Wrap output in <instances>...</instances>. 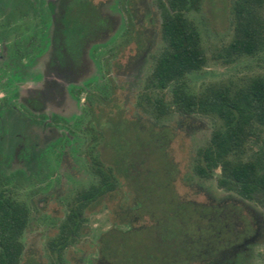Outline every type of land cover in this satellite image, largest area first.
I'll return each instance as SVG.
<instances>
[{
	"label": "trees",
	"instance_id": "16d2710c",
	"mask_svg": "<svg viewBox=\"0 0 264 264\" xmlns=\"http://www.w3.org/2000/svg\"><path fill=\"white\" fill-rule=\"evenodd\" d=\"M201 5L202 0H158L164 44L137 103L156 123L173 113L211 118L215 124L210 137L196 151L186 178L215 179L219 188L264 210V72L239 80L211 81L198 91L191 87L189 74L202 69L208 57L199 24L190 16ZM231 10L234 34L217 57L231 63L260 55L264 52V0H233ZM104 115L106 120L102 121ZM99 116L92 132L96 139H102L103 151H93L97 146H90L87 157L92 179L76 194L75 205L50 242L59 262L63 263L64 250L79 236L85 208L111 198L117 190L125 197L128 190L129 202L122 206L127 224L132 217L128 228L109 229L105 236L113 243H100V252L110 264H194L208 260L206 264H211L213 252L229 245L231 216L219 205L178 194L181 175L174 174L177 164L169 160V141L175 133L163 124L156 128L119 113ZM50 149L55 153V146ZM38 158L33 153L28 166ZM3 187L0 179V264H20L21 235L30 207L6 196ZM241 235L235 230V241ZM141 236L144 238L135 239ZM118 238L119 260L113 247ZM129 243H133V252L123 256L121 247Z\"/></svg>",
	"mask_w": 264,
	"mask_h": 264
},
{
	"label": "rangeland",
	"instance_id": "374dc122",
	"mask_svg": "<svg viewBox=\"0 0 264 264\" xmlns=\"http://www.w3.org/2000/svg\"><path fill=\"white\" fill-rule=\"evenodd\" d=\"M39 1L0 0V47L3 45L12 51L16 48V43L22 45L32 34L39 38L40 30L46 31L48 25L41 26L39 23V26H36L39 18H35V13L29 11L23 16L20 14L21 10L28 11L31 7L37 6L40 10ZM232 1L202 0L200 9L190 14L199 24L202 43L208 55L206 65L188 76L191 87L196 91L211 81L239 80L244 76L264 72V52L254 57H241L231 63L217 57L221 47L228 44L234 34ZM93 3L96 11L107 19L108 24L106 31L94 35L92 41L95 44L91 47L92 56L98 55L99 52L108 56V71L105 77L108 99L104 106L106 113L111 112L115 116L119 113L126 119H137L141 123L155 125L156 128L163 124L173 131L175 135L169 141V160L177 164L174 174L181 175L176 186L178 194L206 204L220 205L228 213L233 211L234 229L242 235L234 241V248L231 245L214 251L211 264H264V210L233 192L219 188L215 179H201L196 176L187 179L185 176L191 174L194 155L198 148L208 141L214 121L197 114L185 117L173 113L156 123L153 116L144 112L137 103L138 95L146 88V78L154 58L164 44L160 34L161 15L158 0H93ZM118 44L119 53L111 55ZM88 47L86 46L79 62L57 70L49 66L51 50L47 49L43 55L41 61L46 75L48 71L49 79L54 80L51 84L55 85V91L61 98L67 82L73 78L80 80L92 69L91 61L87 57L90 49ZM0 53H3L1 48ZM100 53L97 57L99 60ZM5 63L7 62L0 60V98L14 88L21 90L23 95H39L40 85L37 87L31 82H18L20 78L17 74L14 77L17 81H11L10 73L16 66L10 67L11 63ZM56 80L59 85L55 83ZM53 95L55 94L51 92L45 94L46 105L54 106L56 102H60V97H52ZM169 96L168 92L166 98ZM66 107L64 104L60 106L67 112L72 108L69 104L67 109ZM14 114H8L6 117L9 123L15 124L6 128L1 143L3 149L11 151L17 156L16 160L23 163L25 158L35 151L31 142L36 138V132L18 118L17 111ZM41 136L42 134H39V137ZM80 144L61 148L60 163L55 162V153L50 154L49 164L54 169L58 168L56 174H9L10 169H4L3 174H0L1 180L11 189L12 195L30 207V217L21 235L23 250L20 264H110L100 252V243L102 240L113 243V240L105 236L109 229L128 228L132 217H129L130 222L127 224L123 217L125 211L122 209V206L129 202L128 190H125V197L117 190L111 198L106 197L105 200L94 202L85 208L81 231L76 240L64 250L63 263L57 260L58 255L50 245L59 232L60 223L75 203L76 194L87 187L92 179L87 170L88 157L83 156L89 154L90 147H85L83 142ZM93 151L101 153L103 148L97 146ZM102 159L106 160V156ZM143 238L141 236L135 239ZM244 238L249 241L244 242ZM132 244L121 247L123 256L133 252L130 247ZM113 247L117 248L116 258L119 260V238ZM135 249L138 250L139 245ZM208 261L194 264H206Z\"/></svg>",
	"mask_w": 264,
	"mask_h": 264
},
{
	"label": "flooded vegetation",
	"instance_id": "af4514ba",
	"mask_svg": "<svg viewBox=\"0 0 264 264\" xmlns=\"http://www.w3.org/2000/svg\"><path fill=\"white\" fill-rule=\"evenodd\" d=\"M38 5L40 10L37 6L31 7L28 11L21 10L20 14L23 16L29 11L35 13V18H39L36 21V26H39V23L41 26L48 25L46 31L41 29L39 38L32 34L22 45L16 43V48L12 51L3 45L0 47L3 51L0 53V60L11 63L10 67L16 66L15 70L10 73L11 81H17L14 78L17 74L20 78L18 82H31L37 87L40 85L39 95H23L21 90L14 88L9 94L0 98V174L4 169H10L11 173L9 174H32L33 172V174H56L58 168H52L48 160L50 154L54 153L50 146L56 147L55 162L57 163L64 147L81 145L82 142L85 147L103 146L102 139H96L92 129L95 128V120L99 113L106 112L104 109L107 95L105 77L108 71V56L99 52L101 55L99 60L97 58L99 53L92 56L91 47L95 44L92 41L94 35H98L100 31L103 33L108 28L107 19L96 11L93 0H40ZM86 46L90 47L87 57L91 61L92 69L80 80L73 78L67 82L63 87L64 94L62 93L61 98L60 94L55 91V85L51 84L54 80L49 79L48 71L46 75L41 59L49 49V51L51 50L50 68L52 67L54 70L67 68L79 62ZM117 53H119V44L116 46L115 52L110 54L117 55ZM55 83L60 84L58 80ZM48 92L55 94L52 97H60V102H56L54 106L46 105L45 94ZM63 104L67 106L65 109L68 108V104L72 107L69 112L60 108ZM16 111L18 118L25 121V124L36 132V138L31 142V146L34 147L32 149L35 150L34 153L38 154L39 158L33 160L30 167L27 164L30 156L20 163L21 161L16 160L15 154L2 148L1 139L6 128L15 124V122L9 123L6 117L8 114L15 115ZM105 117L106 115L101 120L104 121ZM39 134L42 136L39 137ZM40 151L42 154L39 153ZM83 156L87 157V154ZM87 170L91 174L89 165ZM3 185L4 194L17 199L12 195L13 193L5 181ZM105 199L106 197L103 200ZM230 212L231 220L228 222L231 226L229 227L231 236L227 247L232 245L234 248L236 238L233 228L234 213ZM256 232L257 235L258 231ZM247 241L249 239L244 238V242ZM57 260L59 261L58 258Z\"/></svg>",
	"mask_w": 264,
	"mask_h": 264
}]
</instances>
